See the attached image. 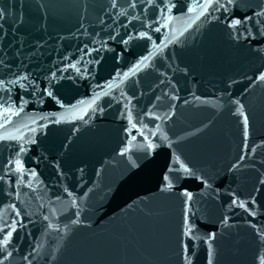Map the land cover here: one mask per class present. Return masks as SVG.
<instances>
[{
	"label": "water",
	"instance_id": "95a60500",
	"mask_svg": "<svg viewBox=\"0 0 264 264\" xmlns=\"http://www.w3.org/2000/svg\"><path fill=\"white\" fill-rule=\"evenodd\" d=\"M0 13V264H264V0Z\"/></svg>",
	"mask_w": 264,
	"mask_h": 264
},
{
	"label": "snow or ice",
	"instance_id": "6c2138e0",
	"mask_svg": "<svg viewBox=\"0 0 264 264\" xmlns=\"http://www.w3.org/2000/svg\"><path fill=\"white\" fill-rule=\"evenodd\" d=\"M229 2H231V0H229ZM0 16H2V13H0ZM235 23H236V24H239L240 21L237 20V21H235ZM262 78H264V77H262ZM17 167H19V164L17 165ZM189 198H190V197H189ZM242 206H243V205H242ZM189 230H191V229H189ZM5 243H7V241H5Z\"/></svg>",
	"mask_w": 264,
	"mask_h": 264
}]
</instances>
